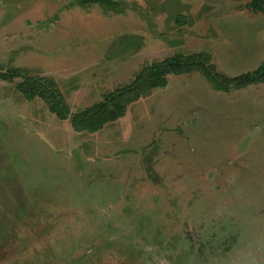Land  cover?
Masks as SVG:
<instances>
[{
	"label": "rangeland",
	"instance_id": "1",
	"mask_svg": "<svg viewBox=\"0 0 264 264\" xmlns=\"http://www.w3.org/2000/svg\"><path fill=\"white\" fill-rule=\"evenodd\" d=\"M251 0H0V71L55 81L71 113L144 66L198 53L227 76L264 58ZM0 78V264H264V82L199 70L75 131Z\"/></svg>",
	"mask_w": 264,
	"mask_h": 264
},
{
	"label": "trees",
	"instance_id": "2",
	"mask_svg": "<svg viewBox=\"0 0 264 264\" xmlns=\"http://www.w3.org/2000/svg\"><path fill=\"white\" fill-rule=\"evenodd\" d=\"M79 2L81 5L98 3L113 7L118 0H79ZM247 7L264 13V0H251ZM207 60L208 56L202 52L189 54L178 52L154 61L142 67L130 82L104 92L100 100L75 113L69 111L57 84L51 78L25 75L19 69L0 71V78L12 80L17 76L22 77L16 87L26 100L40 97L58 118L69 117L71 127L75 131L94 132L123 116L130 102L147 95L154 88L165 87L169 75H181L199 70L216 90L224 92L264 82V58L255 69L235 76L218 72Z\"/></svg>",
	"mask_w": 264,
	"mask_h": 264
},
{
	"label": "flooded vegetation",
	"instance_id": "3",
	"mask_svg": "<svg viewBox=\"0 0 264 264\" xmlns=\"http://www.w3.org/2000/svg\"><path fill=\"white\" fill-rule=\"evenodd\" d=\"M241 89V88H240ZM100 130V129H99ZM98 131V130H97ZM77 132H81V131H77ZM95 132V131H94Z\"/></svg>",
	"mask_w": 264,
	"mask_h": 264
}]
</instances>
